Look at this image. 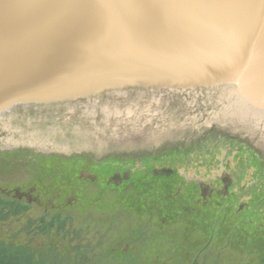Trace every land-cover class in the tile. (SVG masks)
<instances>
[{
  "label": "water",
  "instance_id": "95a60500",
  "mask_svg": "<svg viewBox=\"0 0 264 264\" xmlns=\"http://www.w3.org/2000/svg\"><path fill=\"white\" fill-rule=\"evenodd\" d=\"M28 106L36 112L27 125L43 109L50 111L47 118L57 113L72 121L68 128L82 133L83 152L102 157L100 173L115 163L102 161L104 154L155 150L166 156L163 165L179 170L186 181H214L228 174L236 189L249 191L243 201H251L246 197L252 196V175L239 170L252 167L246 158L252 147L260 154L258 175L264 179V0H0V116L12 119ZM5 128L15 131L17 126ZM46 128L43 137L41 129L29 134L30 142L46 149L76 148L75 140L55 135L63 126ZM221 132L240 136L246 150L236 155ZM8 140L17 139L0 136V201L15 208L13 191L36 186L37 175L27 172L31 151L7 152ZM204 143L211 147L210 162L198 156L190 160ZM42 163L33 166L36 173L46 172L39 168ZM130 163L116 162L110 170L142 169L141 161ZM228 164L236 166V173ZM55 171L64 174L62 168ZM132 172V183L112 190L103 174L94 185L78 187L70 182L73 178L53 171L48 192L38 197H48V209L34 202L23 212L43 223L47 212L46 223L60 217L109 229L115 236L111 258L123 253L119 244H127L131 254L148 252L177 263L168 256L180 253L184 241L168 239L163 248L159 238L136 240L142 225L135 231L138 216L124 215L122 207L143 204L147 187L142 190L143 175ZM154 192L149 199L158 196ZM260 209L262 217L263 204ZM158 232L153 228L149 236ZM183 234L191 237L188 228ZM214 243L210 256L184 259L183 264H264L261 246L256 254L246 243L238 244L243 254L219 256Z\"/></svg>",
  "mask_w": 264,
  "mask_h": 264
},
{
  "label": "flooded vegetation",
  "instance_id": "af4514ba",
  "mask_svg": "<svg viewBox=\"0 0 264 264\" xmlns=\"http://www.w3.org/2000/svg\"><path fill=\"white\" fill-rule=\"evenodd\" d=\"M16 110L19 109L16 108ZM33 111L36 112L35 108L28 106L22 113H15V115L12 116V119L10 115L3 114L0 116L1 139L10 136L17 139L15 142L8 140V144H4L5 147H3V149L7 150V152H11L12 150L31 151L29 154L32 156V165L30 166L28 164L29 169L27 172L33 175L32 178L37 175V178H34L35 181L33 182L36 186L30 185L27 187L26 191L23 189H16L13 191L14 196H16V200L14 199L13 201L16 203L15 208L18 210L17 213H19V210L21 212L25 211L27 207L30 206L29 204L34 202L40 207H43L45 210L48 209V197H46L47 199L45 201H42V199L38 197L40 194L48 192L47 183H51L50 180L53 171L56 175H60L61 177L65 175L66 177L73 178L70 182L73 186L78 187L80 185H94L97 180H99V176L101 177V174H103L102 177H107L106 186L108 188L112 187V190H114L122 188L129 182L132 183V179L135 177V174H133L132 171L135 170L136 173L143 175V177H140V184L142 186L140 188L142 190L144 187L148 188H145L146 192H144L141 196L143 199L142 202L144 203L139 204L138 207L129 205L127 207H122V209L124 215L130 217L132 215L138 216L134 217L138 218L135 219L134 230L138 231L141 225L142 227L136 240L142 241L146 237H149L147 240L150 238H159L158 246L163 248L169 246V242L167 241L168 239H177L179 244L184 241L183 248L180 253L168 256V259L175 261L179 259L177 263H169L166 259L167 256H158V264H183V262H185L184 259L188 260V258L192 259L201 256H210L212 244L215 241L220 243V247H217L215 243L213 245V247L217 249L219 256L225 255L224 253L227 251L235 254H243L241 252L242 250L238 248V244L246 243L245 246L248 250L255 253L261 246L259 256L263 255L262 261L264 263V216L261 217L260 212L261 205H264V197L260 199V193L263 191L260 186V179L263 180V187L264 179L260 178L258 175L260 173V154L257 155L254 152L255 149H253L247 142V148L251 147V149L246 153V158L250 160L252 167L248 169H241L239 171L241 173L247 172V174L252 175L251 178L253 179V182L250 188L252 196H248L249 198L246 197L251 201L245 202L243 200L249 191H247V189H236L234 187V179L228 177V174L226 176L222 175V178L215 176L214 181H211V179L206 182H196L195 180L186 181L179 170L163 165L162 162L166 156L156 154L155 150L143 151L141 153L136 152L133 154L126 152H112L104 154L103 156L107 158L102 161H113L115 163L121 162V165L124 167L130 162L141 161L142 169L136 170L130 167L112 171L110 168L115 165V163H113L100 173L97 169V165L99 166L98 163L102 157L96 155L95 153H87L89 150H87L86 153L83 152L84 147H82L81 143L83 140L81 136L82 133L73 130L72 127L71 129L68 128L70 125L74 124L72 121L66 122V117L61 119L60 115H56L57 113L53 116L50 115V118H47L50 111L46 112L47 110L43 109L41 112L42 114L40 116H35L36 119L29 122V125H27L25 122H27V118L33 114ZM6 124H12L17 126V128H15V131L14 129L11 130L8 128L2 129V127ZM50 124H60L63 126L64 128L61 132L55 131V135L59 139H63V141L67 138L75 140L76 148L49 146L46 149L41 148L40 142H30L29 134H36L34 130L41 129L44 131L42 135L43 137L48 133V128L46 127ZM217 130H219L218 127ZM221 135L226 136L227 134L221 132ZM231 136L234 139L231 138ZM231 136H226L228 138L224 140L228 145L227 148H235L237 150L236 155L242 152V150H246L242 149L244 147L241 142L242 140L237 138L240 136ZM204 141L205 140L202 142ZM229 145L231 147H229ZM153 146L157 149L156 144ZM195 147H197V145H195L194 148ZM210 151V145L204 143L201 148L195 150V153H193L189 159L194 160L198 156L201 160L210 162ZM184 156L188 157L186 153ZM6 157L8 156L5 155L4 158ZM13 157L16 161H20V155ZM180 157H177L176 160ZM41 162L45 163H42L41 166L39 165V168L42 167L46 172L36 173V168L34 167ZM61 168L63 169L64 174L55 171L60 170ZM228 168L232 170L233 173H236V166L233 168L232 165L228 164ZM104 171L108 172L109 175H105L103 173ZM161 177L163 180H161ZM36 179H38V184L36 183ZM137 180L138 179H134V182L137 183ZM219 182L221 183L220 185H218ZM154 191L158 192V194L156 192L158 196H154L152 199H149V197H152L151 193H155ZM33 192L34 194H32ZM57 193L62 194L63 192L58 191ZM62 199L65 198L61 197V200ZM20 200H24L26 203H22ZM47 217H49V215H47L46 212L44 215V223H46ZM183 225L185 228L189 229V234L187 235H190L191 237H186V234H183ZM153 228H156L159 231V235L156 237L149 236L152 235ZM171 229H176L177 232L173 234L167 233ZM179 231H181V233ZM245 231L247 232L244 233ZM160 242H164V245L160 246ZM117 248V250L123 252L121 253L119 259L116 258L119 261L120 259H124L122 264L136 263L133 259L134 256L131 255L129 245L126 244L122 246L119 244ZM172 251L175 252L174 249ZM176 252H178V248L176 249ZM192 264H197V261L194 260Z\"/></svg>",
  "mask_w": 264,
  "mask_h": 264
},
{
  "label": "rangeland",
  "instance_id": "374dc122",
  "mask_svg": "<svg viewBox=\"0 0 264 264\" xmlns=\"http://www.w3.org/2000/svg\"><path fill=\"white\" fill-rule=\"evenodd\" d=\"M4 208V209H3ZM0 207V246L22 247L33 262L48 264H122L120 256L111 258L115 236L102 227L82 226L71 219L50 218L48 223L34 220L29 213ZM137 264H158V255L148 252L131 254ZM138 259V260H137ZM134 263V264H136Z\"/></svg>",
  "mask_w": 264,
  "mask_h": 264
},
{
  "label": "trees",
  "instance_id": "16d2710c",
  "mask_svg": "<svg viewBox=\"0 0 264 264\" xmlns=\"http://www.w3.org/2000/svg\"><path fill=\"white\" fill-rule=\"evenodd\" d=\"M2 206L10 207L4 204V202L0 201V207ZM9 209L12 211L13 208L10 207ZM14 247L17 249V251H13L11 248L6 249L5 246H0V264H48L46 259H42V262H33L29 253L22 251V247Z\"/></svg>",
  "mask_w": 264,
  "mask_h": 264
}]
</instances>
